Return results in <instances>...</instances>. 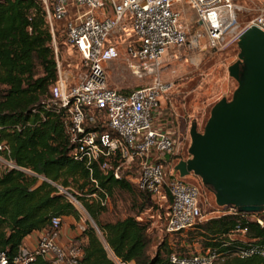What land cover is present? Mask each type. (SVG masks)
<instances>
[{"label":"built area","instance_id":"obj_1","mask_svg":"<svg viewBox=\"0 0 264 264\" xmlns=\"http://www.w3.org/2000/svg\"><path fill=\"white\" fill-rule=\"evenodd\" d=\"M40 1L45 8L57 62V78L47 102L65 118L72 157L84 161L91 171V165L98 163L102 171L112 170L117 179L126 177L141 191L149 193L154 203L168 202L170 210L163 229L166 235L195 227L203 217L200 191L179 172L174 174V169L170 172L166 167V156L176 150L177 135L161 102L171 84L159 74L165 57L177 59L187 48L225 47L230 42H223L225 34L239 20L235 1ZM110 11L113 15L108 14ZM60 23L65 43L80 59L76 69L65 68L59 56ZM252 25L264 31V8L234 39L238 40ZM119 60H123L135 77L151 82L130 91L112 87L110 64ZM7 148L0 140V151ZM58 187L74 206L79 202L68 188ZM66 194L73 195L74 200ZM106 202L108 198L103 201ZM222 208L220 214L239 212L231 205ZM142 216L143 213L144 219ZM253 217L264 227L263 219ZM62 225L63 219L54 217L48 228L35 232L33 245L21 246L12 258L2 252L0 264H32L38 257L49 264H79L84 250L75 239L68 244L61 242ZM85 227V222L80 223L78 230L81 232ZM247 232L248 228L241 225L236 229L241 235ZM237 254L243 258L254 255L264 258V242L242 246ZM169 259L172 264H219L224 257L206 249L188 254L173 252ZM114 260L116 264H135L116 256Z\"/></svg>","mask_w":264,"mask_h":264},{"label":"trees","instance_id":"obj_2","mask_svg":"<svg viewBox=\"0 0 264 264\" xmlns=\"http://www.w3.org/2000/svg\"><path fill=\"white\" fill-rule=\"evenodd\" d=\"M51 43L40 0H0V140L8 147L0 155L15 165L0 166V254L14 257L26 237L48 228L54 217L80 220L60 185L69 188L95 221V225L87 222L75 236L84 250L79 264H116L107 246L124 262L172 264L173 252H190L173 250L167 240L150 252L151 223L140 217L153 205L150 194L126 177L117 179L112 170L102 171L98 163L91 165V171L84 161L72 157L65 118L47 102L57 78ZM117 190L135 197L134 212L104 221L101 216L108 208L103 201ZM253 215L264 220V211L234 212L196 224L202 250L221 253L224 260L219 264H264L261 256L237 254L242 246L264 242V227ZM240 225L248 228L246 235L236 233ZM32 264L49 262L38 257Z\"/></svg>","mask_w":264,"mask_h":264},{"label":"rangeland","instance_id":"obj_3","mask_svg":"<svg viewBox=\"0 0 264 264\" xmlns=\"http://www.w3.org/2000/svg\"><path fill=\"white\" fill-rule=\"evenodd\" d=\"M234 1L237 4L239 20L235 27L225 34L223 42L228 43L230 41L225 47L219 50H213L209 47L205 49L187 48L182 51L177 59L164 58L159 75L163 81L171 84V88L166 95L161 97V102L177 135L176 150L172 155L168 154L165 161L170 172L175 170V166L180 160H187L191 157L189 149L192 143L190 134L192 123L196 121L198 130L203 131L215 103L224 97L230 99L238 85L228 71L229 66L237 61L240 52L238 40H235L234 37L249 24L261 8H264V0ZM108 14L113 15V12L110 11ZM59 26L60 30L57 33L59 56L65 68L76 69L80 59L78 54L65 43V35L61 30L62 24L60 23ZM109 73L110 85L123 91H130L151 82L150 79L140 80L135 77L123 60L110 64ZM10 162L3 155H0L2 168L10 166ZM176 173L178 172L175 170L174 174ZM184 180L197 186L200 191V206L203 217L198 223L211 216L219 215L224 210L217 205L213 189L204 185L200 177L191 173L184 177ZM133 185L135 184L133 183ZM70 189L74 190L72 187ZM76 193L79 194L77 191ZM66 195L74 200L73 195ZM134 199L135 197L128 192L117 190L113 197H109L108 209L101 216L102 219L104 221L115 220L132 214L134 212L132 209ZM75 204L80 213V220L76 221L70 217L67 222L74 233H79L78 226L80 223L90 222L95 225V221L80 201L75 202ZM169 210L168 202L164 204L153 202V205L143 212L144 217H142L151 223L150 252L155 253L164 240H167L173 250L176 251H188L190 253L202 251V244L200 236L196 234L198 232L196 227L177 234L166 235L163 233ZM100 235H102L101 232ZM107 248L111 257L115 259L114 253L108 246Z\"/></svg>","mask_w":264,"mask_h":264},{"label":"water","instance_id":"obj_4","mask_svg":"<svg viewBox=\"0 0 264 264\" xmlns=\"http://www.w3.org/2000/svg\"><path fill=\"white\" fill-rule=\"evenodd\" d=\"M238 59L228 68L238 85L215 103L203 131L191 127V157L175 166L215 192L217 205L264 211V31L256 25L238 39Z\"/></svg>","mask_w":264,"mask_h":264},{"label":"crops","instance_id":"obj_5","mask_svg":"<svg viewBox=\"0 0 264 264\" xmlns=\"http://www.w3.org/2000/svg\"><path fill=\"white\" fill-rule=\"evenodd\" d=\"M70 220V217H64L63 218V225L61 228V236L60 240L63 244H68L72 239H75V236H77L79 233H74L72 229L70 228V224L67 222ZM36 240V233H33L26 237L25 244L26 245H33Z\"/></svg>","mask_w":264,"mask_h":264}]
</instances>
